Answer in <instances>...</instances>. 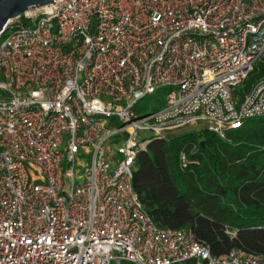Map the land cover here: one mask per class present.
Masks as SVG:
<instances>
[{
    "label": "built area",
    "instance_id": "obj_1",
    "mask_svg": "<svg viewBox=\"0 0 264 264\" xmlns=\"http://www.w3.org/2000/svg\"><path fill=\"white\" fill-rule=\"evenodd\" d=\"M164 87L163 107L140 115ZM262 117L264 0H53L11 20L0 33V264H264L157 227L133 188L153 143L185 128L226 139Z\"/></svg>",
    "mask_w": 264,
    "mask_h": 264
},
{
    "label": "trees",
    "instance_id": "obj_2",
    "mask_svg": "<svg viewBox=\"0 0 264 264\" xmlns=\"http://www.w3.org/2000/svg\"><path fill=\"white\" fill-rule=\"evenodd\" d=\"M262 71L250 75L243 93ZM182 154L195 164L182 168ZM136 167L133 188L157 227L192 229L215 257L233 250L264 256V117L226 139L208 131L169 135L150 145Z\"/></svg>",
    "mask_w": 264,
    "mask_h": 264
},
{
    "label": "water",
    "instance_id": "obj_3",
    "mask_svg": "<svg viewBox=\"0 0 264 264\" xmlns=\"http://www.w3.org/2000/svg\"><path fill=\"white\" fill-rule=\"evenodd\" d=\"M52 2L53 0H0V33L11 20Z\"/></svg>",
    "mask_w": 264,
    "mask_h": 264
},
{
    "label": "rangeland",
    "instance_id": "obj_4",
    "mask_svg": "<svg viewBox=\"0 0 264 264\" xmlns=\"http://www.w3.org/2000/svg\"><path fill=\"white\" fill-rule=\"evenodd\" d=\"M170 91H171L170 87H164V88L159 89L154 95L147 96L141 99L137 105V112L140 115H148L152 113L153 111L163 107L165 100L167 98V95ZM237 92H238L237 94L242 95L243 88L239 87ZM193 132H196L195 128H185V129L176 131L174 135L181 136V135H185V134L193 133ZM149 136H151L149 133H144L142 135L143 138H148Z\"/></svg>",
    "mask_w": 264,
    "mask_h": 264
}]
</instances>
